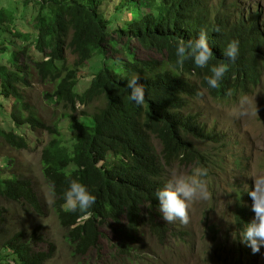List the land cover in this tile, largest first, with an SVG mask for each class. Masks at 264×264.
<instances>
[{
  "label": "trees",
  "instance_id": "obj_1",
  "mask_svg": "<svg viewBox=\"0 0 264 264\" xmlns=\"http://www.w3.org/2000/svg\"><path fill=\"white\" fill-rule=\"evenodd\" d=\"M21 1L25 7H38L25 30L19 29L16 6L0 4V110L5 111L3 102H8L15 129L25 126L49 136L40 153L42 175L67 241L83 253L96 242L99 227L125 221L137 231L144 214L152 231L162 239L167 237L166 226L155 224L159 219L155 193L165 185L164 165L177 160L216 168L217 162L208 161V155L188 140L198 142L211 136L188 110L200 98L199 89L222 102L245 93L264 73V30L259 13L252 10L231 19L223 14L222 19L209 18L192 0H119L114 15H127L129 6L137 14L110 33V22L99 10L106 0ZM201 31L207 34L213 51L208 65L199 68L191 58L178 64V42L194 41ZM233 40L239 42L235 63L223 55ZM134 43L163 60L137 57ZM67 52L73 56L71 63ZM95 57L100 58L99 66L87 87L79 91L81 71ZM220 63H227L228 71L218 88H210L206 77L212 75L211 67ZM30 69L40 82L53 85L52 93L46 92L44 99L67 110L65 133L60 126L36 118L25 102L22 90L30 86ZM134 75L145 87L143 105L130 99L127 80ZM193 81L199 83V89ZM77 105L94 110L90 115L81 110L78 116ZM0 137L12 148H28L21 133L0 128ZM153 138L161 143V159L152 147ZM70 180L85 185L96 197L85 213L65 208L64 193ZM0 198L40 211L26 179L0 173ZM38 241L42 242L37 235L13 236L1 245L6 253H0V264H7L10 255L13 264H45L50 252L36 251Z\"/></svg>",
  "mask_w": 264,
  "mask_h": 264
},
{
  "label": "rangeland",
  "instance_id": "obj_2",
  "mask_svg": "<svg viewBox=\"0 0 264 264\" xmlns=\"http://www.w3.org/2000/svg\"><path fill=\"white\" fill-rule=\"evenodd\" d=\"M118 1L106 0L99 9L101 16L110 22L108 29L110 33L119 27L118 24L125 23L127 18L131 19L137 14V10L129 6L127 15L125 13L114 15L116 13L114 6ZM10 2L11 7L15 5L17 8L16 21L19 29H28L38 7L34 4L25 7L21 0H0V4L8 5ZM113 16L116 19L112 18ZM134 44L137 47V57L162 59L160 55L148 53L137 43ZM66 57L69 63L73 61V56L69 52L66 53ZM99 59L93 58L81 71L79 91L87 87L99 66ZM29 74L30 86L23 89L22 94L32 114L46 125L60 126L65 133L68 123L65 116L67 110L44 99L46 92L52 93L53 85L40 82L32 69L29 70ZM192 84L198 86L196 81ZM200 93V98L190 105L188 114L198 117L208 133L219 134L221 140L216 143H222L232 151V160H226L221 170H211L210 177H207L211 198L197 201L192 205L189 212L190 222L187 225H181L178 221L169 224L173 234L167 236L163 243L156 235L150 233L145 224L141 226V237L136 238L133 244L132 241L126 240L130 233L125 225L121 228L110 226L103 231L107 239L101 241L99 249H91L86 256L75 252L68 243V234L60 226L52 209L53 197L42 175L40 162L41 150L50 140L49 136L46 132H31L25 126L19 130L15 129L9 118L10 104L3 102L5 111L0 110V128L23 134L28 140V148H12L0 137V173L29 181L39 201L40 211L36 213L24 203H11L0 198L3 222L0 227V246L19 233L26 238L36 234L54 246L53 256L47 264H133L130 254L117 253L114 246L118 244H121L124 250L125 247L138 249L141 258L146 259L141 264H264V247H261L259 253L253 254L250 247L241 243L240 233L235 229L233 218L238 201L243 197H238L237 194L246 189L252 190L254 176L264 174V84H259L252 94L246 95L252 102L251 114L242 119L230 115L240 100L215 101L207 92L200 90ZM81 110L90 115L94 108L86 110L83 106L77 105L75 112ZM77 115L79 116V113ZM201 143L203 142L198 141L194 144L201 152L212 155L224 149V146L215 147L209 144L203 146ZM152 144L160 156L161 144L155 139H152ZM193 168L194 166L179 163L167 167L166 182L174 174H188ZM251 205L252 200L247 213H252L254 218ZM43 248L45 247H40L41 250Z\"/></svg>",
  "mask_w": 264,
  "mask_h": 264
},
{
  "label": "clouds",
  "instance_id": "obj_3",
  "mask_svg": "<svg viewBox=\"0 0 264 264\" xmlns=\"http://www.w3.org/2000/svg\"><path fill=\"white\" fill-rule=\"evenodd\" d=\"M192 3L194 4V7L205 12L206 16H208L209 18L216 16L217 18L222 19L221 14H223L227 16V18L231 19L233 15L238 16L241 13L246 16L250 14V11L254 10L259 13L258 21L260 23V26L262 27V30H264V0H192ZM223 55L227 61L235 63L236 59L239 56V42L235 40L229 42L223 52ZM176 56L177 63L180 65H182L186 59L191 58L197 67H206L213 56V51L208 44L207 34L204 31H201L197 39H195L194 41L189 40L187 43H185L184 40H180L176 47ZM162 60L163 57L160 61ZM227 71V63H220L219 65L211 67L212 75L206 77L208 86L210 88H218L220 86V81ZM138 79V75H134L129 78L127 80V88L130 89V99L137 105H143L145 103V87L143 84L138 83ZM258 83L264 84V73L261 74L260 78H257L255 80V83L251 85L245 93L239 94V96L235 97L232 96L222 101L224 102L229 100H240L236 109L230 113L231 116L236 119H242L251 114L250 109L252 107V102L246 95L252 94L254 88L259 85ZM196 87L199 89V83ZM200 90L202 89H199V92ZM197 94L201 95V93ZM256 111H258L257 108ZM209 134L211 136L207 140H200L201 142H203L201 143V145L205 146L209 144L215 147L224 146L222 143H216V141L221 140V136L219 134H215L213 132L208 133L207 135ZM153 139L157 140L156 138ZM188 140L193 144L196 143V141H193L190 137L188 138ZM223 148V150H220L214 155L207 152H202L208 155V161L210 160L211 162H217L216 168H208V165L207 168L203 166H194L190 173L179 175L174 174L167 182L166 176L164 177V187L157 190L155 193V197L159 201V208L155 210V213L157 214V217L159 219L157 221L156 218L155 224L165 225L167 231L169 232V235L173 234V231L169 224L178 221L181 225H187L190 222L189 212L192 208V205L197 201H206L211 198V193L209 192L207 187V177H210V171L214 169L221 170L222 168H224V163L226 162V160H232L231 148H227V146H224ZM154 152L156 153L155 149ZM157 156L161 159L162 151L160 153V156L158 154ZM175 163L185 164L177 160H174L171 163L166 162V165L163 164L164 175L167 167L172 166ZM101 166L102 163L99 165V167ZM237 196H243L241 201L237 200L238 206L233 212L234 226L236 231L240 233V242L250 247L253 254L259 253L261 247H264V174L254 176V185L252 190L246 189L239 192ZM251 200V210L254 212V218L251 215L252 213H247ZM64 201L66 210L71 212L79 211L81 213H85L95 204L96 197L88 191L85 185L79 183L77 180H70L69 187L64 193ZM0 213H2L1 210ZM143 224H145L148 227L150 233L152 235H156V237H158V239H160L162 243L165 241L166 237L162 239L152 231L150 227L149 217L144 214L142 217V222L139 225L137 231L132 230L129 224L125 221H123L120 225L111 224L104 227L101 226L97 229L99 237L94 244H92L91 246H87L83 253L76 249L74 250L78 254L86 256L89 252H91V249H99V244L101 243V241L107 239V236L103 234V231L110 226L121 228L125 225L130 233V235L126 236V240L132 241L131 243L133 244L135 243L136 238L141 237V226ZM40 239L42 240V242L38 241L35 250L39 252H50V257L45 262V264H47L53 256L54 246L51 244L53 247L48 249V243L41 237ZM120 245L121 244L112 246H114L118 254H130L129 257L132 259L133 264H141L142 261L146 260L144 258H141L140 251L138 249L125 247L124 250ZM41 246H44L45 248L41 250ZM0 253H6L5 250H2L1 246ZM7 262V264L14 263L11 255L7 257Z\"/></svg>",
  "mask_w": 264,
  "mask_h": 264
},
{
  "label": "bare ground",
  "instance_id": "obj_4",
  "mask_svg": "<svg viewBox=\"0 0 264 264\" xmlns=\"http://www.w3.org/2000/svg\"><path fill=\"white\" fill-rule=\"evenodd\" d=\"M259 84V83H258ZM258 87V86H257ZM257 87H256V89H257ZM247 198H248V196H247Z\"/></svg>",
  "mask_w": 264,
  "mask_h": 264
}]
</instances>
